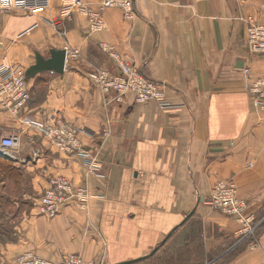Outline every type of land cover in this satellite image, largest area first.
Wrapping results in <instances>:
<instances>
[{
  "label": "crops",
  "instance_id": "1",
  "mask_svg": "<svg viewBox=\"0 0 264 264\" xmlns=\"http://www.w3.org/2000/svg\"><path fill=\"white\" fill-rule=\"evenodd\" d=\"M64 1L47 0L34 14L15 8L0 15V64L26 70L35 52L67 50L62 74L29 78L30 97L17 115L0 107V138L18 136L17 149L2 151L14 156L21 174L14 185H27L21 194L32 204L56 174L84 182L91 197L84 208L70 205L52 218L23 208L17 239L0 248V264L25 251L111 263L142 256L199 196L170 236L173 258L164 264H263L264 112L254 107L242 69L251 78L264 75V57L249 51L244 20L264 24V0H132L131 18L120 7H103L98 30L77 7L60 18ZM104 1L80 5L96 11ZM102 44L156 81L169 105L102 93L89 73L118 72ZM52 117L88 130L82 141L101 163L99 173L56 152L28 121ZM2 176L0 169L1 193L9 182ZM228 178L246 203L245 223L207 202L214 183Z\"/></svg>",
  "mask_w": 264,
  "mask_h": 264
},
{
  "label": "built area",
  "instance_id": "2",
  "mask_svg": "<svg viewBox=\"0 0 264 264\" xmlns=\"http://www.w3.org/2000/svg\"><path fill=\"white\" fill-rule=\"evenodd\" d=\"M46 2L47 0H0V15L15 8L38 13L44 9ZM107 6L120 7L124 17H132V0H105L100 9L96 11L81 6L80 0H65L61 5L59 16L60 18L68 17L73 8L77 7L88 17L89 27L98 30L104 27L101 9ZM244 20L249 51L264 57V24L253 16H247ZM101 48L114 60L118 68V72L103 67L89 73V77L102 93H113L116 100L122 99L126 94H131L135 102L155 100L162 108L169 105L161 86L156 81L148 78L134 63L122 59L108 44H102ZM70 55L76 58L77 52H70ZM242 70L246 80V90L251 96L254 107L264 112V75L251 78L248 67ZM28 80L25 69L14 64H0V107L2 109L15 115L19 113L30 97ZM28 121L56 152L75 155L86 165L88 172L99 173L101 163L82 141V136L91 137L88 130L57 117ZM106 133L105 130L104 134ZM19 146L18 136L8 135L0 138V150L17 149ZM3 152L14 158L9 151ZM90 197L91 193L84 182H75L70 177L56 174L47 179L46 187L33 200V207L40 215L52 218L70 205L84 208ZM207 202L212 208L237 216L241 222H246L247 218L243 216L246 203L238 197L234 180L228 178L216 181ZM63 256L55 259L44 258L35 252L25 251L14 258L13 264H103L102 258L88 259L77 253H67Z\"/></svg>",
  "mask_w": 264,
  "mask_h": 264
},
{
  "label": "water",
  "instance_id": "3",
  "mask_svg": "<svg viewBox=\"0 0 264 264\" xmlns=\"http://www.w3.org/2000/svg\"><path fill=\"white\" fill-rule=\"evenodd\" d=\"M66 50L65 49H54L51 48L49 50V55L47 57L42 56L39 52L34 53V63L30 65L26 70V76L27 78H33L36 74L44 71H52L58 74H62L66 65ZM0 156L14 160L12 157L4 153L2 150H0ZM15 161V160H14ZM202 197L199 196L197 198V201L193 208L186 214V216L183 218V220L175 225L165 236L146 254L142 256H138L136 258H131L128 260H122L118 262H113L110 264H134L143 260H146L147 258L153 256L161 246H163L167 240L170 238V236L173 234V232L181 226L187 218H189L193 212L195 211L198 203L202 201Z\"/></svg>",
  "mask_w": 264,
  "mask_h": 264
},
{
  "label": "rangeland",
  "instance_id": "4",
  "mask_svg": "<svg viewBox=\"0 0 264 264\" xmlns=\"http://www.w3.org/2000/svg\"><path fill=\"white\" fill-rule=\"evenodd\" d=\"M26 186H27L26 184H25V188L24 186H20L21 188H19L18 190L16 188V185L13 184V181L12 182L9 181L7 182L6 188L3 191L4 195H6L9 198L10 204L5 209H0V224L8 231L10 238H12L14 235L12 234V231H13L12 226H14V229L16 230V232H18L16 229V226L18 225L19 220L21 218V214H22L21 210L25 208L26 206L29 207L33 205L31 198L27 196L22 197V194H21L22 191H25V190H27V192L30 191L28 190V188H26ZM3 240L4 242L0 246V248L5 244L10 243V241L6 239L5 237L3 238ZM172 243H173L172 239L171 238L168 239L165 245L158 250V252L160 253L157 255V257L153 258L152 260L150 259L151 261H148L145 264H158V262L170 261L171 258H173V254L172 252H170V249L168 248V246ZM63 255H61L60 257H64ZM108 260L104 261L103 259V264H110L112 262L111 260L109 261Z\"/></svg>",
  "mask_w": 264,
  "mask_h": 264
},
{
  "label": "trees",
  "instance_id": "5",
  "mask_svg": "<svg viewBox=\"0 0 264 264\" xmlns=\"http://www.w3.org/2000/svg\"><path fill=\"white\" fill-rule=\"evenodd\" d=\"M12 160L4 158L0 159V169H1V174L3 175V178H6L9 181H13V184H15L16 180L19 178V176L21 175L17 168L12 164ZM17 183V182H16ZM10 204L9 202V198L4 195V193L0 192V209H5L6 207H8ZM15 225V224H14ZM12 234L13 237L10 238V235L8 234V231L0 224V246L3 244L4 240L3 238L5 237L6 239H8L10 242H14L16 240V231L14 229V226H12ZM157 253L148 258L146 261H151L153 258L157 257ZM151 259V260H150ZM158 264H164V262H158Z\"/></svg>",
  "mask_w": 264,
  "mask_h": 264
},
{
  "label": "bare ground",
  "instance_id": "6",
  "mask_svg": "<svg viewBox=\"0 0 264 264\" xmlns=\"http://www.w3.org/2000/svg\"><path fill=\"white\" fill-rule=\"evenodd\" d=\"M24 11H26V12H28V13H32V14H34V12H31V11H29V10H24Z\"/></svg>",
  "mask_w": 264,
  "mask_h": 264
}]
</instances>
